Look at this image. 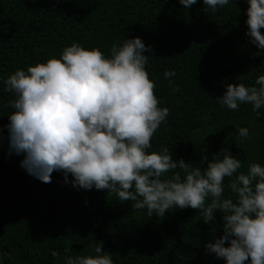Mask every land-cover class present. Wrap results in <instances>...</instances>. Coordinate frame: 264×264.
I'll list each match as a JSON object with an SVG mask.
<instances>
[{"label": "trees", "instance_id": "obj_1", "mask_svg": "<svg viewBox=\"0 0 264 264\" xmlns=\"http://www.w3.org/2000/svg\"><path fill=\"white\" fill-rule=\"evenodd\" d=\"M248 6L247 0H230L212 12L204 10L203 0L190 8L179 0H0V125L14 111L9 101L15 94L3 81L16 70L60 58L73 42L109 56L113 44L140 37L152 49L144 53L145 67L156 83L159 107L170 113L148 151L167 146L174 160L203 170V155L222 159L227 148L242 162L238 171L246 172L252 162L264 167V106L230 110L217 101L227 84L255 86L264 74V51L246 35ZM166 70L176 72L171 79L178 92L165 79ZM236 125L251 133L239 147ZM3 132L0 264H65L69 256L94 255L90 245L97 241L114 264H226L205 249L223 235L219 210L207 224L191 208L150 217L108 190L73 187L71 174L65 183L63 173L54 171L51 183H43L21 167L23 154L9 155L8 129ZM231 179L235 174L225 178L223 195L235 200Z\"/></svg>", "mask_w": 264, "mask_h": 264}, {"label": "clouds", "instance_id": "obj_2", "mask_svg": "<svg viewBox=\"0 0 264 264\" xmlns=\"http://www.w3.org/2000/svg\"><path fill=\"white\" fill-rule=\"evenodd\" d=\"M198 0H179L190 8ZM230 0H203L205 11L216 12ZM246 35L251 44L264 51V0H247ZM142 38L113 44L110 55L98 47L86 49L78 42L65 47L60 58L18 69L4 81L5 90L15 94L9 101L14 109L8 129L9 155H24L21 167L43 183H51L54 171L62 172L64 182L73 177L77 189L108 190L121 201H131L134 210L146 209L148 216L163 217L172 209H196L207 224L219 210L223 235L205 249L226 264H264V167L257 162L247 171L227 148L223 158L215 154L207 167H193L184 159H173L167 146L149 152L151 140L169 116L159 107L156 83L146 64L151 53ZM260 51L255 53L256 56ZM174 70L164 72L173 92ZM221 107L239 110L252 104L253 111L264 106V74L255 86L227 84L217 98ZM237 146L250 139L247 127L236 125ZM171 173V175H167ZM235 200L224 198V180ZM226 243L228 246H226ZM94 255L65 258V264H114L102 241L90 245ZM54 257H59L53 251ZM2 259V257H0Z\"/></svg>", "mask_w": 264, "mask_h": 264}]
</instances>
